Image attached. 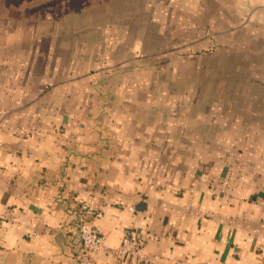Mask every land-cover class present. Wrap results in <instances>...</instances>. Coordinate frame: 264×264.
<instances>
[{"label":"crops","instance_id":"crops-1","mask_svg":"<svg viewBox=\"0 0 264 264\" xmlns=\"http://www.w3.org/2000/svg\"><path fill=\"white\" fill-rule=\"evenodd\" d=\"M50 4L0 0V264H130V229L142 264L264 263V0H140L133 46L129 1Z\"/></svg>","mask_w":264,"mask_h":264},{"label":"rangeland","instance_id":"rangeland-1","mask_svg":"<svg viewBox=\"0 0 264 264\" xmlns=\"http://www.w3.org/2000/svg\"><path fill=\"white\" fill-rule=\"evenodd\" d=\"M8 1H13L14 4H16V6H19L18 11L20 13L26 12L27 9L26 7H29V11L33 12L35 15L34 17L36 18L37 16H41V14L43 12H45L48 9V4H50V8L52 10V12L54 13H59V9L64 8L67 10L68 12V16H70L72 19L77 20L76 18H82V21H86L87 18L89 19L90 17H94L95 18H99L100 15H106L107 14V9L110 6H115L117 4H125L126 2H130L131 4V9H129L131 11V14H134V19L131 20V46H133L135 44L136 39L138 37V33H142L144 31V28L142 26H139V18H138V9H137V2H139L140 0H119L120 3H117V0H8ZM65 4V5H63ZM133 4L135 6L136 10H133ZM139 4V3H138ZM90 7H92V9H90ZM78 10H80V12H82L80 17L79 15H77L76 12H78ZM161 11V10H159ZM115 12V11H114ZM119 12V10H118ZM120 13V12H119ZM126 13V12H124ZM147 29H155V26L153 23H151L150 25L148 24ZM135 40V41H134ZM170 48V47H169ZM168 49V48H166ZM139 56H142V58H149L150 56H144L142 54H138L136 52V54H132V58H131V68H135L136 66H138L137 64V60H135L136 58H140Z\"/></svg>","mask_w":264,"mask_h":264},{"label":"built area","instance_id":"built-area-1","mask_svg":"<svg viewBox=\"0 0 264 264\" xmlns=\"http://www.w3.org/2000/svg\"><path fill=\"white\" fill-rule=\"evenodd\" d=\"M95 216V212L86 201H80L75 227V236L80 244L83 256H91L104 250L105 236L93 227L88 226L89 220ZM118 260H123L130 264H142L145 254L142 250V243L134 229L124 233L119 247L114 251ZM264 264V263H262Z\"/></svg>","mask_w":264,"mask_h":264}]
</instances>
